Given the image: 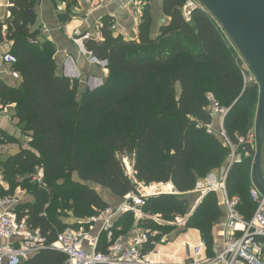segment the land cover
I'll list each match as a JSON object with an SVG mask.
<instances>
[{
    "label": "trees",
    "instance_id": "trees-1",
    "mask_svg": "<svg viewBox=\"0 0 264 264\" xmlns=\"http://www.w3.org/2000/svg\"><path fill=\"white\" fill-rule=\"evenodd\" d=\"M35 2L9 0L10 15L0 21V42L12 41L10 52L17 58L13 68L19 73L13 84L0 79V101L13 105L18 129L28 138L27 146L4 163L10 188L0 187L3 193L19 187L32 196V201L17 205L18 219L37 230L45 244L52 243L58 233L77 224L65 222L63 212L86 219L107 207L88 183L120 198L138 194L140 183H170L173 193L144 197L141 209L163 221L184 216L189 207L185 194L229 160L230 148L219 129H208L214 121L206 95L228 108L224 135L241 158L228 167L226 193L237 196L240 212L251 214V165L245 154L253 155L254 149L238 144V138L254 128L258 87L244 83L235 51L204 8L193 9L186 20L183 0H162L165 20L155 26L147 4L136 35L128 39L115 34L112 19L104 17L100 41L90 38L84 46L106 61L107 76L100 86L80 90L76 78L58 72L53 46L34 40L36 33L28 25L34 20L29 9ZM35 167L42 169L44 189L27 178L18 184L10 179ZM222 216L217 194L211 191L187 218L186 227L198 229L210 248L212 226ZM132 224L131 212L117 220L122 234ZM139 224L151 231L156 227L152 219ZM64 261V254L46 247L22 264Z\"/></svg>",
    "mask_w": 264,
    "mask_h": 264
},
{
    "label": "crops",
    "instance_id": "crops-1",
    "mask_svg": "<svg viewBox=\"0 0 264 264\" xmlns=\"http://www.w3.org/2000/svg\"><path fill=\"white\" fill-rule=\"evenodd\" d=\"M123 1L124 0H36L29 9V13L34 15V20L28 25V28L30 32L36 33L34 40L38 44L49 42L53 46L55 51L54 59L59 73L71 78H76L81 85H85L86 83L89 84V82L94 83L98 79L101 80L107 72L106 69H101L97 63L91 61L90 58L92 56L95 57V54L85 48V41L90 38L95 41H100L101 26L104 17H110L112 22L117 23V26H123L124 28H128V30L131 28L132 20L135 19V17H133L134 15L138 16L140 14L141 19L143 8L139 10L140 13H136L139 0H137V4L131 8L123 7ZM161 1L162 0H150L149 3L152 11L153 24L155 26L158 25L160 21L162 22L165 20L161 11ZM9 5V0H0V21H5L9 17L10 13L7 9ZM135 27L137 28V25ZM3 30L5 34V27ZM131 31V36H133V32L135 31L132 29ZM75 39H81V41H75ZM11 45V40L4 39L0 42V53L10 52L9 49ZM0 79L4 80L7 84L14 83V80L8 75V67L0 71ZM103 81L102 79V82ZM17 125L18 121L14 117L13 105L3 104L0 101V148L4 149V152H7L5 155L6 159L27 146L26 141L28 138L21 134ZM218 126L219 122L217 121L212 125L213 128H217ZM234 154L237 158L236 148L234 149ZM229 161L230 157L228 164ZM226 168V166H222L208 175L211 174L216 177L217 181H221ZM219 172L220 174L218 175ZM0 184L3 187V182L0 181ZM153 184L166 188V191L161 193H173V186L170 183ZM213 192L217 194L218 204L222 208L223 216L215 221L212 226L213 244L210 248H207L205 243L204 246L200 245L202 244V238L198 229L186 227L187 219L183 222L181 220L185 219L187 214H189L187 218L190 216L194 208L205 195L199 191H194V189L185 194L189 207L184 216H176L180 218L177 222L174 221V218L166 221L159 220L157 216L151 215L143 211L141 207H138L137 210L143 213L144 216L140 217L137 213L127 211L132 214L133 224L122 234L119 232L120 228L117 226V220L126 212L115 214L112 218L113 233L114 227L116 226L115 238H119L124 242L141 231H149L150 236L148 241L142 245V252L148 259L158 264H182L184 262L200 259L203 254L210 255L214 248L219 249L222 246V238L218 229V223L223 220L225 214L222 192L219 190ZM99 196L108 204L107 206L112 208H116L119 204L127 200V197H117L109 190H107L104 196ZM29 197L30 198L26 199V201L20 199V203L32 201V196L29 195ZM143 219H152L154 223L153 226L156 227H154L152 231L143 228L141 224H139ZM92 226V231L89 230V228L87 230L89 234L97 237V246H100L99 243L101 242L107 244L105 233L101 229V224L97 223ZM157 227H161L164 231H159ZM102 237L105 240L101 239ZM148 246H150V248H147ZM196 246H201L199 254L194 253V248ZM100 247L101 250L98 251H103L106 245L102 247L101 244Z\"/></svg>",
    "mask_w": 264,
    "mask_h": 264
},
{
    "label": "built area",
    "instance_id": "built-area-1",
    "mask_svg": "<svg viewBox=\"0 0 264 264\" xmlns=\"http://www.w3.org/2000/svg\"><path fill=\"white\" fill-rule=\"evenodd\" d=\"M110 1V0H99ZM137 4V0H124L123 7L131 8ZM195 8H203L198 0H183L182 16L188 20L190 12ZM115 25L111 29L115 30ZM118 27V26H117ZM81 41V39H75ZM91 61L100 65H106V61H99L92 56ZM17 58L10 52L0 53V71L8 67V75L15 81L19 79V73L13 68ZM241 66V75L246 84L249 70L247 66ZM207 109L213 121L220 118L218 131L224 137L225 144L230 148V161L222 175L221 181H217L213 175L199 179L195 183L194 191L203 195L219 190L222 192L224 218L218 223V229L222 238V246L213 249L210 255L203 254L202 258L184 262L182 264H264V194H261L253 185L248 189V197L253 202L254 208L250 215L243 214L239 209L237 196H229L226 193L225 178L228 167L236 161L235 146L225 137L222 123L228 108L220 105L211 95H206ZM213 127L208 126V129ZM254 140V130H250L245 136L238 138V144H249ZM37 179L39 186L45 188L42 169H39L32 180ZM127 200L116 208L105 207L96 215L87 218L90 223L89 230H93L92 224H101L105 233L106 248L103 251L96 250L97 237L89 234L83 225L77 227L68 226L57 234L55 240L45 244L37 230L27 226L25 220L17 218L16 207L20 203L17 195H0V264H22L30 256L40 250L49 247L60 251L65 256L64 264H158L148 259L142 252V245L148 241L150 232L141 231L126 241H121L113 236L112 218L120 212L131 211L138 216H144L137 208L144 204L143 194L130 193ZM181 219L182 222L187 219ZM174 217V221H179ZM180 220V222H181ZM201 246H204L202 240ZM201 246L194 248V253L199 254Z\"/></svg>",
    "mask_w": 264,
    "mask_h": 264
},
{
    "label": "water",
    "instance_id": "water-1",
    "mask_svg": "<svg viewBox=\"0 0 264 264\" xmlns=\"http://www.w3.org/2000/svg\"><path fill=\"white\" fill-rule=\"evenodd\" d=\"M198 1L227 35L258 87L250 180L251 184L264 194L261 165L264 138V0Z\"/></svg>",
    "mask_w": 264,
    "mask_h": 264
},
{
    "label": "rangeland",
    "instance_id": "rangeland-1",
    "mask_svg": "<svg viewBox=\"0 0 264 264\" xmlns=\"http://www.w3.org/2000/svg\"><path fill=\"white\" fill-rule=\"evenodd\" d=\"M149 3H150V0H139V5H138V9L136 10V13H138V12L140 13L139 10L144 8V6L149 4ZM142 11H143V9H142ZM133 17H135V19L132 20V25H131L130 30H128V28H124L123 26H118L117 27V23L116 22H112V25L116 26L115 30H113V32L115 34H121L123 38L128 39V38L131 37V33H132L131 29H132V30L135 31V32H133L134 33L133 35H136L135 33H137L136 32L137 30H136L135 26L138 25L139 22H140V14L138 16L134 15ZM217 26L221 29L219 24H217ZM130 31H131V33H130ZM222 32H223V30H222ZM223 34H224V38L227 41L228 45L231 46V48L235 51V53H236V55H237V57H238V59L240 61V65L246 66V64L244 63L243 59L240 57L239 53L237 52V50L235 49V47L233 46V44L231 43V41L229 40L227 35L224 32H223ZM9 50L11 51V48ZM99 61L101 62L102 60L99 59ZM98 65L100 66L101 69H106V65H104V66L100 65V64H98ZM106 72H107V69H106ZM106 76H107V73H106V75H104V77L102 79L104 80L106 78ZM249 77H251L252 80H248L247 82L250 83V84H254L255 80H254L252 74L250 73V71L248 73V77L247 78H249ZM102 79L101 80L98 79L94 83L89 82V84L86 83L85 85H80V90L81 89L85 90L86 88H89V89L96 88V87L100 86L103 83ZM176 89L178 91V87ZM215 121L220 123V118L215 120ZM251 130H254V129L252 128ZM250 146L254 149V140L250 143ZM6 154H7V152H4V149L0 150V181L3 182V187H2L1 184H0V187L3 188L4 190H7V189L10 188L9 183L5 181L6 173L3 172L4 171V163L6 161V157H5ZM245 156L249 157L250 165H251L252 164L253 155L252 154L251 155L245 154ZM240 158H241V155H240V157L237 156L236 160H239ZM227 165H228V162H227ZM227 165L225 163V165H223V166L227 167ZM261 165H262L263 174H264V141H263V146H262V150H261ZM126 166H127V172H129L130 171V165H129V163L127 161H126ZM250 170H251V166H250ZM38 171H39V168H35L31 173H26L25 175L24 174H15L13 176H10V179L18 184V183L23 182V180H25V178H27V179H29V184H33L37 188H41L39 186L40 182H38L37 179L32 180V177H35L36 173H38ZM219 174H220V172L218 173V175ZM88 185L90 187H92L101 196H104L107 193L108 189H106V188H103V187L98 186V185H93L91 183H88ZM41 189H43V188H41ZM137 191H138L139 194H143L144 196H148V195H152V194L165 192L166 188L162 187L160 185H156V184H151V185L145 186L142 183H140L137 186ZM4 194L17 195L22 201H26V199L30 198L29 195L25 192V190H21L18 187L15 188L12 191L10 190V193H3L2 191H0V195H4ZM58 212H60V211H58ZM63 214H62V217L64 218L65 222H67V223H77L76 225H74V227H77L79 225H83L85 229L89 228L90 223L86 222L87 218L86 219L85 218H76V217L72 216L71 211L66 212V213L63 212ZM157 228H158L159 231L162 230L161 227H157ZM162 231H164V229ZM101 239L105 240L103 237Z\"/></svg>",
    "mask_w": 264,
    "mask_h": 264
}]
</instances>
